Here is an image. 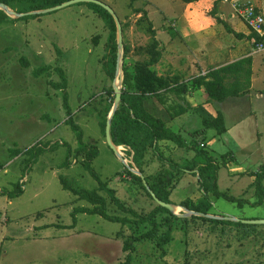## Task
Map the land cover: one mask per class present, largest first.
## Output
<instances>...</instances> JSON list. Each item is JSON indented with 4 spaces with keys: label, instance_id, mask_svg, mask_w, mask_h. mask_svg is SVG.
<instances>
[{
    "label": "rangeland",
    "instance_id": "rangeland-1",
    "mask_svg": "<svg viewBox=\"0 0 264 264\" xmlns=\"http://www.w3.org/2000/svg\"><path fill=\"white\" fill-rule=\"evenodd\" d=\"M5 1L8 5L3 4L10 11L22 16L11 15L0 7V264L123 262L127 256L123 252V237L133 236V230L98 215L79 213L74 216L75 208L91 205L78 200L61 182L64 178L76 188L97 190L106 197L110 213L121 216L125 214L100 190V181L114 189L127 207L139 212H149L155 207L144 190L131 182L129 167L138 169L126 154V148H121L122 157H119L108 146L102 130L101 122L110 103L108 92L116 79L112 80L108 72L111 44L107 20L99 5L91 2L31 14L40 11L34 9L44 7L43 0ZM97 1L110 6L118 15L123 26V47L130 49L128 58L133 64L149 56L153 40L145 28L150 21L156 30L157 52L160 53L159 61L151 69L157 68L164 58L171 60L170 55L179 59L178 68L184 74L177 73V76L183 82L190 81L197 71H204V65L195 57L186 56L189 43L179 35L182 29L176 30L177 26H183L189 4L181 0ZM222 1L208 0V9L206 6L190 9L215 23L211 42L203 46L201 41L198 46L215 50L214 66L243 54H256L254 71L260 81L247 95L253 122L246 127L244 140L228 132L216 135L212 129L205 130L203 119H213L220 109V102L214 101L210 110L197 106L170 127L181 134L188 146L205 144L219 166L218 190L244 200L240 206L238 202L208 192L206 197L212 205L210 215L264 220V179L261 182L263 194L255 183L257 173L264 172V51L259 52L254 42L238 39L228 32L224 24L233 30L234 26L240 28L243 22L231 5ZM254 2L264 12V0ZM142 18L145 19L140 24ZM196 35H191L190 39ZM172 42L176 46L167 51ZM243 46L246 47L235 56H229L236 52L235 47ZM121 53L124 56V50ZM199 58L203 59V53H199ZM46 66L51 67L48 72L35 73ZM56 68L64 70L66 89L51 85V82L62 81ZM168 71L165 75H176L170 74L171 69ZM158 75L165 76L164 73ZM188 77L192 78L188 80ZM122 78L123 74L121 78L118 76V82ZM186 95L180 98L168 94L166 101L178 111V101L186 102ZM65 96L72 120L83 133L82 143L99 151L89 163L84 153H80L83 144L66 122ZM158 104L161 105L156 98L147 104L155 116L160 114L156 113ZM163 109L171 118L166 106ZM241 109L242 113L248 111L247 106ZM255 130L258 135L253 133ZM194 132L198 134L195 136ZM175 149L177 155L174 147L164 150L163 155L179 162L188 158L185 149ZM166 167L157 157L151 158L146 172L157 175ZM181 176L178 174L179 178ZM200 187L198 176L184 173L172 189L170 200L176 204L187 199L198 202L206 198ZM19 190L22 192L18 193ZM176 207L179 209L174 214L186 220L174 222L173 239L165 246L166 254L162 256L154 242L141 241L136 243L132 264H264V225H217L192 218L195 215L188 214L182 206Z\"/></svg>",
    "mask_w": 264,
    "mask_h": 264
},
{
    "label": "trees",
    "instance_id": "trees-1",
    "mask_svg": "<svg viewBox=\"0 0 264 264\" xmlns=\"http://www.w3.org/2000/svg\"><path fill=\"white\" fill-rule=\"evenodd\" d=\"M44 7H39L34 10H41L59 6L64 2L70 0H43ZM183 3L191 4L201 0H181ZM8 5L5 0L1 1ZM101 14L105 16L106 22L110 27V61L111 64L108 72L111 79L114 80L116 76L117 66V53L118 45L116 41V24L113 17L102 7ZM143 16H146L143 15ZM142 18L140 24L144 21ZM147 20V19H146ZM228 32L233 33L237 38H242L229 28ZM145 30L151 35L152 44L148 49L149 56L145 61L135 62L129 60L128 54L130 49L124 45V56L122 63L123 81H122V96L121 102L114 112L111 123V137L114 144L118 147L126 148V154L131 157L132 162L136 168L145 176V179L156 194V196L163 202L173 204L175 206H182L189 211L209 214L212 208L211 203L207 199L208 192H212L217 197H223L232 202H238L240 206L243 205V199H238L229 196L225 192L218 190V169L219 166L216 159L206 150V145H191L188 146L187 142L182 138L180 133L174 132L171 127L163 119L155 116L148 109L147 103L152 98H156L162 105L166 106L167 111L170 112L173 119L179 112L176 113V106L166 101L168 94L183 97L192 91L203 89L207 94L210 102H224L229 98L244 97L250 93L252 86V57H245L226 64L216 69L209 70L205 75L192 78L188 82H181L177 75L159 76L155 69H151L160 59V53L157 52L158 41L156 40V30L152 23L149 21ZM250 38L254 40L256 45L264 43V36L252 33ZM24 60H22L23 62ZM26 66V63H23ZM50 66L41 67L36 70L37 75L48 72ZM62 81L58 83L51 82L55 88H67V80L64 76V70L56 68ZM180 97V98H181ZM110 100L109 106L106 108L101 122L102 130L105 136V128L108 115L113 107L115 100V93L113 87L108 92ZM64 107L67 109L68 119L67 123L71 125L72 129L76 132L77 138L82 143L83 133L81 128L73 122L72 112L69 109L68 98H64ZM175 109V111H174ZM174 111V112H173ZM172 112V113H171ZM204 129H212L216 135H222L227 132L226 120L223 113L218 112L217 116L213 119H203ZM194 132L193 135H197ZM170 146L185 149L186 155L192 151L193 155L183 162L174 160L171 156L165 157L164 150H169ZM80 153H84L87 162H91L99 153L98 149L94 146L83 144ZM158 158L162 165L167 167L157 175L148 174L146 165L152 158ZM181 173V177L178 174ZM184 173L194 174L198 176L200 189L203 190L205 197L195 202L191 199L184 200L176 204L170 200L172 189L176 186L178 180L183 177ZM131 182L139 185L144 190L145 194L154 202L155 207L149 212H139L138 210L127 207L117 195L116 191L107 186L106 183L100 180V190L105 191L111 199V203L125 216L118 213H110L108 202L105 196L100 195L97 190H88L84 188H76L70 184L66 179L61 178L63 187L72 192L78 200L88 202L91 207H78L73 211L76 216L79 213L88 215H98L103 219L119 223L123 227L128 226L133 230L134 235L124 239L123 237V252L127 254L123 262L117 264H132L133 254L136 252V243L141 241L154 242L156 248L161 251V255L166 254L165 246L170 244L173 239V225L176 220H186L180 218L166 208L158 205L146 189L143 180L140 176L128 172ZM176 179V181H174ZM264 179V172H258L255 183L257 189L263 194V187L261 185ZM174 181V182H173ZM175 186H173V184ZM172 185V188L170 186ZM19 190L18 193H21ZM192 218L200 219L205 222H212L217 225H236L241 227H249L254 225H246L241 222L226 221L223 219H212L206 217L193 216ZM76 220V218H75ZM161 230V231H160ZM121 236V235H120Z\"/></svg>",
    "mask_w": 264,
    "mask_h": 264
},
{
    "label": "crops",
    "instance_id": "crops-1",
    "mask_svg": "<svg viewBox=\"0 0 264 264\" xmlns=\"http://www.w3.org/2000/svg\"><path fill=\"white\" fill-rule=\"evenodd\" d=\"M207 1L208 0H201L199 2L196 3H191L189 5H186V12H185V16L186 19L183 21L182 25L183 26H177L176 30L181 28L182 29V33L179 32V35L181 37H183L184 39H186V41L189 43L187 44L190 48V50L188 51V55H186L187 57L191 56L192 58H196V61H198L200 64L202 63L204 65V70L203 72L199 73V71H197V74L192 76L197 77V76H201V74L205 75L209 70L211 69H216L219 68L221 66H224L226 64L232 63L234 61H237L239 59L245 58V57H252V70H253V75H252V86L251 89L254 90L257 82L260 81V79L257 78V72L255 73L254 71V66L257 64L255 55L256 54H243L242 56L236 58V59H231L229 61L226 62H220L218 64H216L215 66L213 65V61H215V54L214 51L212 49H206L205 47H203L202 49H199V44L202 41L203 46L206 44V42H211L212 40V36H214V33L211 31L214 27H215V23L212 19L207 18V17H200V12H195V11H191V8H199V7H204L206 6V9H208V5H207ZM222 1V0H221ZM223 2V1H222ZM257 3V2H256ZM258 5V3H257ZM258 7H260V9L262 8L261 6L258 5ZM263 12V10H262ZM264 13V12H263ZM197 15L199 16V18L197 17ZM203 18H205L206 20L204 21ZM233 30L236 31L238 34L242 33L244 34L246 37H242V38H238V39H245L247 41L250 42H254L253 39L250 38V35L252 34V32L250 31L249 28H247V26L245 24L242 23V26L240 28H236L235 26L233 27ZM197 34L195 37H193L192 39H190L191 35ZM202 35H204L203 37H201ZM160 37V36H158ZM201 37V38H200ZM200 38V39H198ZM176 46V44L174 42H172L169 47L167 48V51H172V49ZM244 47H235L236 52L233 54L231 53V57L235 56V54L237 52H239L238 50H242ZM219 49V48H218ZM191 52V53H190ZM191 55H190V54ZM199 53H203V59L199 58ZM169 58H171V60L169 59H163L164 61L160 63V65L155 68V70H157V72L162 75L164 73L169 74H176L177 73H183V70H181V68H178V58H176V56H170L168 55ZM186 58V57H185ZM167 60V62H166ZM206 64H208V68H206ZM256 67V66H255ZM178 69L181 70L180 72H178ZM194 69H196V67H194ZM199 73V74H198ZM192 77H188V80ZM183 82V81H181ZM251 90V91H252ZM260 94V93H259ZM261 95V94H260ZM185 97V96H183ZM179 104L178 105V111L175 112V115L177 112H179V115H176L173 119L169 117V115L166 113V111L163 109V105H157L156 107V113H160L158 116L159 118L163 119L165 122L168 123L169 126L176 124V122L178 121L179 117H182L184 115H187L189 113H192V109L197 107V106H203L206 110H210V104L211 102L208 100L207 94L205 93V91L203 89L198 90L197 92L191 94L189 93L188 95H186V102L185 101H178ZM148 104V103H147ZM171 104V103H170ZM243 106H247L248 111L247 113H242V109L241 107ZM219 111L218 112H222L225 120H226V125H227V132L230 135H233L235 137H237L238 139L244 140V136H245V130L246 127L248 126L249 123H252V118H253V111H251V103L249 100V96H244V97H235V98H229L224 102L220 103L219 106ZM217 112V111H215ZM218 113H216L215 117L217 116ZM179 125H181L180 123H178ZM179 127V126H178ZM179 133V132H177ZM253 133L255 135H258L259 132L258 130L253 131ZM203 146V143L200 144ZM173 146H170V148ZM176 149L174 147V153L176 154ZM177 153H179L177 151ZM184 154V153H183ZM187 153H185L186 155ZM193 153L192 151L187 155V157L192 156ZM181 156V155H180ZM176 158V156H175ZM178 160V159H176Z\"/></svg>",
    "mask_w": 264,
    "mask_h": 264
},
{
    "label": "water",
    "instance_id": "water-1",
    "mask_svg": "<svg viewBox=\"0 0 264 264\" xmlns=\"http://www.w3.org/2000/svg\"><path fill=\"white\" fill-rule=\"evenodd\" d=\"M78 2H91L94 4L99 5L100 7L104 8L114 19L116 27H117V45H118V53H117V66H116V76H115V82L113 84V89H114V93H115V100H114V104H113V108L108 116L107 119V123H106V128H105V137H106V141L108 146L119 156L122 157L121 153L119 150H117V148H122V147H118L114 144L112 137H111V123H112V117L114 115V112L116 111V109L118 108L120 102H121V96H122V91H121V85H122V81L123 78L118 82L117 77L119 76L120 72L121 75L123 74L122 72V64H121V58L122 53L121 50H124L123 47V26L122 23L118 17V15L116 14V12L108 5L97 1V0H70L67 2H64L63 4L59 5V6H55L52 8H48L45 10H40V11H34L31 14H43V13H49L55 10H58L60 8L66 7L68 5L74 4V3H78ZM0 7L9 11L8 13L17 17H20L22 15L16 14L13 11H10L8 6L0 3ZM123 162L126 163V161L122 158ZM130 171L132 173H135L136 175L140 176L143 180V183L146 187V189L148 190V192L150 193V195L152 196L153 200L160 206L166 208L167 210H169L172 213H175L176 211V206L173 204H169V203H165L163 201H161L156 194L152 191V189L150 188V186L148 185L145 177L141 174V172L139 170H136L133 168V166L129 167ZM182 209H184L188 214L190 215H195V216H199V217H206V218H212V219H223L226 221H233V222H241L242 224H246V225H264V220H238L235 218H229V217H219V216H212L210 214H203V213H199V212H194V211H189L183 207H181Z\"/></svg>",
    "mask_w": 264,
    "mask_h": 264
},
{
    "label": "built area",
    "instance_id": "built-area-1",
    "mask_svg": "<svg viewBox=\"0 0 264 264\" xmlns=\"http://www.w3.org/2000/svg\"><path fill=\"white\" fill-rule=\"evenodd\" d=\"M223 2L231 5V9L252 33L264 36V13L254 0H223ZM257 50L263 52L264 43L259 44Z\"/></svg>",
    "mask_w": 264,
    "mask_h": 264
},
{
    "label": "bare ground",
    "instance_id": "bare-ground-1",
    "mask_svg": "<svg viewBox=\"0 0 264 264\" xmlns=\"http://www.w3.org/2000/svg\"><path fill=\"white\" fill-rule=\"evenodd\" d=\"M119 77L121 78V72H120V75H119ZM117 150H119V151H120V150H121V148H117ZM177 209H179V208H176V210H177Z\"/></svg>",
    "mask_w": 264,
    "mask_h": 264
}]
</instances>
